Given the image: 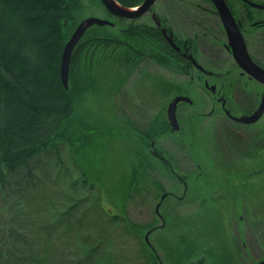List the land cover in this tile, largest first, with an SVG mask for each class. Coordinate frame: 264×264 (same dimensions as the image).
I'll use <instances>...</instances> for the list:
<instances>
[{"label":"trees","instance_id":"1","mask_svg":"<svg viewBox=\"0 0 264 264\" xmlns=\"http://www.w3.org/2000/svg\"><path fill=\"white\" fill-rule=\"evenodd\" d=\"M115 1L134 9L145 0ZM83 11L82 0H0V264L93 263L95 252L82 229L90 214L127 225L128 219L121 217L125 199L145 193L159 200L164 193L149 150L150 141L168 133L165 118L148 122L140 131L143 137L126 123L125 131H133L131 139L141 146L133 151L124 193L109 190L86 169L96 159V140L113 129L100 118L97 122L88 107L107 99L103 86L112 76L105 71L116 62L127 68L138 63L141 45L154 50L157 37L143 34L137 25L124 27L125 20L114 28H92L73 52L65 90L61 59ZM64 160L77 172L64 167ZM104 195L111 203L121 201L112 217L101 206ZM209 211L169 219V237L158 246L167 263L206 264L207 257L219 264L214 255L228 252L226 237L222 223L212 221L211 215L220 214ZM131 228L147 264H159L144 242V233L152 228Z\"/></svg>","mask_w":264,"mask_h":264},{"label":"flooded vegetation","instance_id":"2","mask_svg":"<svg viewBox=\"0 0 264 264\" xmlns=\"http://www.w3.org/2000/svg\"><path fill=\"white\" fill-rule=\"evenodd\" d=\"M218 5L220 8L213 0H158L146 14L134 20L119 19L104 9L112 17L113 21L108 22L114 27L115 25L118 27L119 22L125 20L124 22H130L131 25L137 23L143 34L149 32L157 37L153 43L154 50L146 44L141 45L143 57L138 63H133L134 65L153 64L175 75L171 78L175 83L165 84L166 91H162L160 85L163 83L162 79H149L153 92H159L157 94L162 95L163 92L170 90L175 93L166 105L165 121L168 133L164 136L172 139V149L174 148L178 156L173 158L163 151H161L163 156L157 155L156 152L154 154L163 163L159 170V179L166 181L170 179L171 183L176 185V190L182 189L183 191L180 197L175 192L165 191L158 200L159 211L162 206L165 209L173 202H178L179 205L184 204L194 210L200 208L207 212L209 209L216 211L214 207L222 201L228 207L227 211L230 212L231 217L235 215L234 212L238 208L235 201L238 200L240 194L244 193L231 192L234 201L229 203L224 194V200L222 196L216 198L218 195L214 192L221 193L218 186L228 185L229 178L233 177H237L241 182L256 179V177L264 180V81L262 80L264 74V0H219ZM237 34L251 63L258 68L252 74L244 71L234 56ZM169 38H172L176 49L169 43ZM147 51H152L155 58L152 55L148 56ZM183 79L186 81L184 88L187 86L194 88L193 84L196 82L209 95L210 105L202 99L196 108L195 99L187 97L186 93H183L185 89L177 86V82ZM197 95L202 97L199 93ZM180 97L189 99L191 103L178 104L176 119L179 131L173 132L167 118V110L169 105ZM188 109L191 111L195 109L190 116L192 118L193 114L196 115L201 121L200 128L191 123L190 118L186 121L181 116ZM202 111H207V113L202 114ZM261 112L262 114L257 118ZM251 119L254 120L250 121ZM208 121H213V123L208 124ZM140 124L142 123L139 120L131 125V128L136 131L139 129L137 134L143 137L140 135L143 129ZM161 137L163 136H159L156 142L150 141L152 150L161 147L158 145L161 139L163 140ZM199 147L204 148L207 157L211 159V164L207 165L203 171L199 164L203 159L198 155ZM179 154L183 155L179 156ZM191 164L192 167L197 164L196 172H189ZM187 177H192V187L197 185L194 178L196 181L203 182L204 191L207 192H192L193 188L190 190L187 187L185 181ZM211 180L217 181V187H214ZM253 188V185L249 187V189ZM200 196H206V201L203 200L201 204H197ZM255 201L253 198L250 205H247L249 200L245 199L244 209L248 210L249 207L254 206ZM157 216L162 219L160 213ZM239 223H242V226ZM237 226L241 229L238 231V240L244 250L245 258L242 259L251 262L255 258L248 245L252 247L253 239L256 238L253 227L258 228L260 225L251 219L240 218L237 220ZM164 227L165 224H162L158 228L161 230ZM156 230L155 227L147 233L151 235ZM246 233H249L250 242L248 238L246 241L244 239ZM241 254L242 252L238 253V256L241 257ZM204 258L208 261L207 264L216 262L207 257ZM214 258L219 264H225L222 262L225 258H227L225 259L228 261L227 264H239L236 262L239 258L235 259L230 252H218ZM242 259H239L240 262L243 261ZM263 263L262 254L249 264ZM159 264H161L160 261Z\"/></svg>","mask_w":264,"mask_h":264},{"label":"rangeland","instance_id":"3","mask_svg":"<svg viewBox=\"0 0 264 264\" xmlns=\"http://www.w3.org/2000/svg\"><path fill=\"white\" fill-rule=\"evenodd\" d=\"M82 3L84 5V11L80 17V20L83 21L93 18L103 21H113L112 17H110L109 14L104 11V8L99 3V0H82ZM121 25H123L124 27H128L131 24L130 22H121ZM134 25L138 24L135 23ZM146 54L148 56L152 55V57H154V55L149 51H147ZM116 67L111 66L105 71V73H107L108 71L110 76H112V80L109 82V85L104 84L103 86L106 94L102 97H107V99H101L100 101L95 100L92 105L88 104V107H91V109H89L90 115L93 116L95 112V115L93 117H96L97 122L100 118L101 123L108 124L109 127L113 129L111 131L112 134L109 131H106L103 133L105 134L104 137H99L96 140V159L93 163H91L92 168L86 169H88L90 174L97 180L102 181V183L105 184L106 188L111 190L115 187V189L118 190L120 194H122L128 187L127 180L132 173V164L134 162L133 151L137 147L139 150L141 146L140 141L131 139L132 131H125L127 129L126 123L128 122L129 125H133L140 120V122L142 123L140 124V126L143 127L142 130H144L148 125V122H162L165 118L166 105L173 98L175 93L170 90H168L167 92H163L162 95L157 94L159 92H153L149 84V79H162L163 83L160 85H164V89H162V91H166L167 88L165 84L171 85L175 83V81L171 79L172 77H175V75L167 73L162 68L148 63L139 65L133 64L127 68L124 63L116 62ZM185 82L186 81L184 79L179 80L177 82V86L179 88H184L186 86ZM154 85L157 86V84ZM193 85L194 88H190L189 86L184 88L185 90H183V93H186L187 97L191 98L192 100L195 99L194 101L196 103V108L200 105L202 99H205V101L210 105L209 95H207V93H205L196 82ZM118 87L121 88L117 89ZM198 93L202 97H198ZM195 109H193L192 111L191 109H188L189 111H185L181 114V116H183L186 121L190 118L191 123L200 128L201 121L196 117L195 114H193L192 118L190 116V113L194 112ZM202 112V114L207 113V111ZM211 123H213V121H208V124ZM111 125H113V127ZM117 130H121L123 132L122 136L118 133ZM161 138H163V140L161 139L158 144L161 145V147H157L154 150H149V153H152V156L155 158L156 164L157 166H159L160 170L163 163L160 159H157L158 157L156 158L154 152H156L157 155L159 153V156H163L161 151L165 152L169 156H172L173 158H176V156H178L173 150L174 148L172 149V139L168 138L167 136H163ZM180 155L183 154H179V156ZM198 155L203 158L199 162L203 171L207 167V165L211 164V159L207 157L206 152L202 147H199ZM63 163L64 167L68 168L73 173L77 172V169L74 168L73 164L70 161L64 160ZM81 164H84V162H81ZM196 165L197 164L192 167L191 164L189 166V172H196ZM155 176L157 178H160L159 171H157V175L155 174ZM191 178L192 177H187L185 178V181L187 183V187L190 190L193 188L192 192H207L204 191L203 182L196 181V178L194 179L197 185L192 187ZM229 179L230 180H228V185L221 184L218 186V190H220L221 193L214 192V194L218 195L216 198L222 196V200L227 198V201L229 203H232L234 201V198L233 193L231 192H241L244 194H240L238 200L235 201V204L238 208L234 212L235 215H231V217L230 212L227 211L228 207L225 206L226 204L222 201H219L218 205L214 208L220 214L222 219H220V216L218 215H211L213 218L212 221L215 225H218V223L220 222L222 223L224 236L226 237L227 250L235 256V259L239 258L240 260L243 257L245 258V256H243L244 250L242 249V244H239L238 240V231H241V229H238L237 220L240 218H247L257 222V224L260 226H258V228L256 226L253 227L256 233V238L254 237L253 239L254 244L252 245V247L248 245V247L252 250V256L254 255V258L257 259L262 254L264 256V180H261L262 178L259 177L242 182L238 181L239 179L237 177ZM168 180L169 181L160 179V182L162 183L161 185H163L165 188V190L163 191L175 192L180 197L183 192L182 189L176 190V185L172 184L170 179ZM206 180L209 181V179ZM202 181H205V179H202ZM211 181L214 187H217V181ZM249 181L251 182L250 184L248 183ZM252 185L254 188L249 189V187ZM255 187L257 189H255ZM96 194L98 195V192ZM162 194L163 193L160 194L159 199L161 198ZM223 194L227 197L224 198ZM253 198H255L256 204L251 208L249 207L248 210H245V199L249 200L247 205H250ZM205 199L206 196H200L199 199H197V202H199L197 204H201V202ZM113 202L114 203L108 201V196L105 195L103 201L101 202L102 208L107 213L109 212V217L113 216V210L117 211V208L119 209L118 203L121 205V201H119L118 199L114 200ZM157 205L158 200L156 198L154 199L150 195L146 196L145 193L143 195H140V197L137 196L132 201L125 199V201H123V204L121 205V217H125L126 219H128L127 225L131 227L132 225L135 227H149L152 229L156 227L157 230L154 231L151 235L147 232L144 233V242L156 254L158 262L160 261L161 264H170L164 260L165 256L158 250L159 244L167 241L169 237V219L174 214L177 215L181 213L183 215L186 214L187 216H193L195 214H199V212L202 210L200 208L194 210L192 208H188L184 204L179 205L178 202H173L168 204L165 209L162 206L160 211H158L157 213V208L159 209ZM233 208L235 209L234 206ZM159 213L162 219L158 218L157 215ZM95 215L101 216L100 214ZM88 217L90 218L89 225H85L82 228L85 236L84 240L94 249L95 252L93 263L88 264H97L99 262V264L148 263L147 257H145L143 252H141L142 245L140 243V240L136 239L134 234L131 233L134 232L133 230L131 231V227L127 226L123 222L111 223L109 219L102 216V218H96L94 214H90ZM162 224H165V227L159 230L160 228L158 227H160ZM239 224L242 226V223ZM149 231L150 230H148V232ZM248 234L246 235V237H244V239L246 241L248 238V242H250ZM258 238L259 240L257 241ZM241 252L242 256L240 257V255L238 256V253ZM255 259H253L251 262L250 260L245 261L243 259V261L241 262L240 260L239 262L238 260L236 262L239 264H249L254 262ZM207 262L208 261H206V264Z\"/></svg>","mask_w":264,"mask_h":264},{"label":"water","instance_id":"4","mask_svg":"<svg viewBox=\"0 0 264 264\" xmlns=\"http://www.w3.org/2000/svg\"><path fill=\"white\" fill-rule=\"evenodd\" d=\"M99 1L101 2L104 9L112 16L117 17L119 19L134 20L146 14L158 0H145L143 4H141L136 9L124 8L119 3H117L115 0H99ZM213 1L219 7L218 5L219 0H213ZM94 27H114V25H112L108 21H103V20H98V19H93V18L83 20L82 22L79 23L74 33L72 34L70 40L68 41L67 45L65 46L62 59H61L60 78H61V82L65 90H68L69 88V72H70V65H71L73 52L76 49V47L79 45V43L83 40L87 32ZM168 40H169V43L172 45V47L176 49V46L174 45L172 38H169ZM235 48H234V56L239 62L241 68L244 71L248 72L249 74H252V72L257 71L258 68H256L251 63L246 53V50L243 44L241 43L239 36H238V40H237V44L235 45ZM262 80L264 81V74H263ZM181 102L191 103L190 100L187 98H182V97L176 98L169 105L168 110H167V118H168V121L170 123V126L173 132L179 131V125L176 119V110H177L178 104ZM261 114L262 112L257 115V118L260 117ZM253 120L254 119H251L250 121H253ZM158 211L159 209L157 208V213Z\"/></svg>","mask_w":264,"mask_h":264}]
</instances>
